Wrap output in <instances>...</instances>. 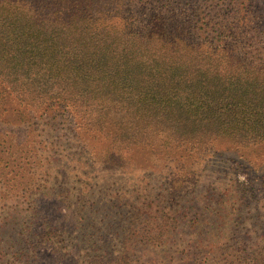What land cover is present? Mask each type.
<instances>
[{"label": "rangeland", "instance_id": "rangeland-1", "mask_svg": "<svg viewBox=\"0 0 264 264\" xmlns=\"http://www.w3.org/2000/svg\"><path fill=\"white\" fill-rule=\"evenodd\" d=\"M138 1L105 4L173 8L168 49L176 58V48L190 43L215 55L213 28L238 2ZM181 24H195L196 34ZM126 44L139 45L119 59L132 103L112 107L111 126L101 131L82 123L90 118L85 106L103 100L83 99L43 118L30 109L43 96L25 83V68L7 67L9 80L0 70V264H264V139L204 131L187 112H169L177 103L232 105L238 71L163 68L168 54L151 53L143 39ZM142 74L148 90L135 79ZM140 88L151 97L143 106L134 103Z\"/></svg>", "mask_w": 264, "mask_h": 264}, {"label": "trees", "instance_id": "trees-1", "mask_svg": "<svg viewBox=\"0 0 264 264\" xmlns=\"http://www.w3.org/2000/svg\"><path fill=\"white\" fill-rule=\"evenodd\" d=\"M107 1L0 0V70L9 80L7 67L25 68L21 72L28 79L25 83L39 86L43 96L39 106L30 107L34 113L53 118L80 100H103L107 104L101 107L91 106L90 102L85 106L86 110L90 108V118L82 126L90 132L108 129L106 126H111L108 119L113 118L111 108L119 112L132 103L129 100L132 96L125 91L128 84L122 83L128 78L119 71L120 56L139 48L128 46V40L143 39L151 53L157 49L169 55L162 58L163 68L177 66L195 74L212 72V75H221L213 70L232 66L238 71L237 76H232L237 82L231 95L232 105L177 103L169 110L173 116L185 111L194 118L193 124L204 131L232 129L229 132L240 140L264 139V0H238L230 10L232 13L222 17L217 29L213 28L220 43L215 55L200 50L198 43H190L176 48L177 58L168 49L172 44L169 28L173 8L151 7L149 13L139 5L135 10L109 9ZM139 1L142 5L146 2ZM195 27L194 24L191 30H186L181 24V31L196 34ZM153 57L157 62L160 55ZM135 79L145 88V74ZM143 88L134 101H140L139 106L150 97L148 89ZM209 89L215 92L219 88ZM109 96L113 99H108ZM142 109L140 115L148 110ZM226 111H232V116L223 117Z\"/></svg>", "mask_w": 264, "mask_h": 264}]
</instances>
